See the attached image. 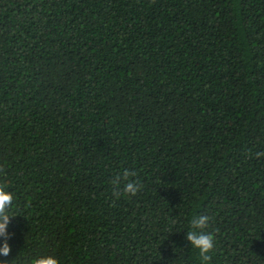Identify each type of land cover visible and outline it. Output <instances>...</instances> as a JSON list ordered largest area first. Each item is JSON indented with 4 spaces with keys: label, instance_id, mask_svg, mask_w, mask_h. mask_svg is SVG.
<instances>
[{
    "label": "trees",
    "instance_id": "obj_1",
    "mask_svg": "<svg viewBox=\"0 0 264 264\" xmlns=\"http://www.w3.org/2000/svg\"><path fill=\"white\" fill-rule=\"evenodd\" d=\"M0 187V264H264V0H0Z\"/></svg>",
    "mask_w": 264,
    "mask_h": 264
},
{
    "label": "clouds",
    "instance_id": "obj_2",
    "mask_svg": "<svg viewBox=\"0 0 264 264\" xmlns=\"http://www.w3.org/2000/svg\"><path fill=\"white\" fill-rule=\"evenodd\" d=\"M125 177L129 175L127 171L123 174ZM139 190V185L133 182H127L123 191L130 195H135ZM14 196L5 188L0 187V237L7 235V228L10 217L14 214L13 205ZM209 223L207 215L195 217L190 222V228L186 232V240L192 249H195L203 261L209 260V253L213 248V236L203 231ZM10 247L7 240H0V255H7ZM40 264H51V261H41Z\"/></svg>",
    "mask_w": 264,
    "mask_h": 264
}]
</instances>
